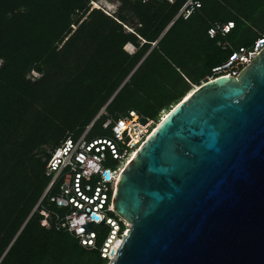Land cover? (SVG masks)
Returning a JSON list of instances; mask_svg holds the SVG:
<instances>
[{
    "label": "trees",
    "instance_id": "16d2710c",
    "mask_svg": "<svg viewBox=\"0 0 264 264\" xmlns=\"http://www.w3.org/2000/svg\"><path fill=\"white\" fill-rule=\"evenodd\" d=\"M98 1L0 0V264H106L108 227H94L88 249L40 224V211L60 212L48 202L58 189L40 201L50 153L83 132L110 138L107 116L156 124L264 38V0H191L184 11L189 0H106L118 3L112 15ZM98 123L107 137L90 136Z\"/></svg>",
    "mask_w": 264,
    "mask_h": 264
},
{
    "label": "water",
    "instance_id": "95a60500",
    "mask_svg": "<svg viewBox=\"0 0 264 264\" xmlns=\"http://www.w3.org/2000/svg\"><path fill=\"white\" fill-rule=\"evenodd\" d=\"M112 210L130 227L108 264H264V46L165 115Z\"/></svg>",
    "mask_w": 264,
    "mask_h": 264
},
{
    "label": "built area",
    "instance_id": "2783aa9c",
    "mask_svg": "<svg viewBox=\"0 0 264 264\" xmlns=\"http://www.w3.org/2000/svg\"><path fill=\"white\" fill-rule=\"evenodd\" d=\"M190 4L191 0L181 11ZM92 5L100 8L95 3ZM230 27L231 23L223 25L221 33H226ZM215 32V29H210L208 35L212 37ZM263 46L264 38L257 40L251 50L239 49L213 72L236 77ZM101 113L106 115L104 111ZM160 120L156 124L150 120L143 122L136 112L128 111L117 119L107 116L102 127L110 128L111 137L108 139L87 140L86 132H83L75 140L71 137L62 140L45 161L44 173L49 182L40 198L41 201L50 190L58 189L56 195L48 197V202L60 212L40 211V224L46 229L52 227L56 231H66L81 247L94 249L97 237L94 227L102 223L101 226L108 227V232L98 247L99 254L106 264L112 262L130 227L113 213V191L125 164ZM109 159L115 162L113 168L106 166Z\"/></svg>",
    "mask_w": 264,
    "mask_h": 264
},
{
    "label": "rangeland",
    "instance_id": "374dc122",
    "mask_svg": "<svg viewBox=\"0 0 264 264\" xmlns=\"http://www.w3.org/2000/svg\"><path fill=\"white\" fill-rule=\"evenodd\" d=\"M95 4H96L95 5L96 7H100L101 9H103L109 15H112L116 11L117 6H118V3H110V2H107L106 0H99ZM92 7H94V5H92ZM124 50L127 53H130L131 54V53H133L135 51V48L133 46H131V45L128 46V47H125L124 46ZM34 75L36 76V74H34ZM101 111L102 110H100V112ZM154 128H153V130H154ZM90 136H93V137H107L108 136V131L101 130L100 127H99V123H98V124L95 125V127L93 128V130L90 132ZM106 166L113 168L114 167V164L111 162V163L106 164Z\"/></svg>",
    "mask_w": 264,
    "mask_h": 264
},
{
    "label": "bare ground",
    "instance_id": "6f19581e",
    "mask_svg": "<svg viewBox=\"0 0 264 264\" xmlns=\"http://www.w3.org/2000/svg\"><path fill=\"white\" fill-rule=\"evenodd\" d=\"M128 46H130V44H126V45H125V47H128ZM192 91H193V90H192ZM192 91H191V92H192ZM191 92H189L186 96H188ZM186 96H185V97H186ZM164 117H165V116H163V118H164ZM163 118H162V119H163ZM160 121H161V120H160ZM156 126H157V125H156ZM135 152H136V151H135ZM135 152H134V153H135ZM133 155H134V154H132V156H133ZM132 156H131V157H132ZM131 157H130V159H131ZM130 159H129V160H130ZM129 160H128V161H129Z\"/></svg>",
    "mask_w": 264,
    "mask_h": 264
}]
</instances>
